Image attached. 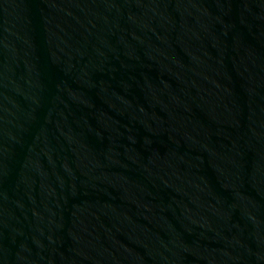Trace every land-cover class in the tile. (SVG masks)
<instances>
[{"label":"water","instance_id":"water-1","mask_svg":"<svg viewBox=\"0 0 264 264\" xmlns=\"http://www.w3.org/2000/svg\"><path fill=\"white\" fill-rule=\"evenodd\" d=\"M0 264H264V0H0Z\"/></svg>","mask_w":264,"mask_h":264}]
</instances>
